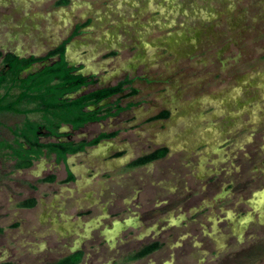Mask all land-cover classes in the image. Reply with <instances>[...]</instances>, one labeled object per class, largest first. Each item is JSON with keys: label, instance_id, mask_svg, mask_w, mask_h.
I'll return each mask as SVG.
<instances>
[{"label": "rangeland", "instance_id": "rangeland-1", "mask_svg": "<svg viewBox=\"0 0 264 264\" xmlns=\"http://www.w3.org/2000/svg\"><path fill=\"white\" fill-rule=\"evenodd\" d=\"M60 1L0 0V49L44 54L87 23L69 60L105 84L150 82H135L136 105L115 126L82 132L116 137L0 177V264H57L74 251L79 264H123L153 237L160 251L132 264H186L185 254L198 264L221 250L220 211L244 221L257 195L264 223V0Z\"/></svg>", "mask_w": 264, "mask_h": 264}, {"label": "flooded vegetation", "instance_id": "flooded-vegetation-1", "mask_svg": "<svg viewBox=\"0 0 264 264\" xmlns=\"http://www.w3.org/2000/svg\"><path fill=\"white\" fill-rule=\"evenodd\" d=\"M79 25L76 24L71 33L66 37V39L62 40L60 43L55 45L52 49L46 51L44 54H36V53H28L26 51H22L20 49H0V81H2V85L0 87V103L5 102L9 99V101H15L16 97L20 94H49L47 93V85L44 84L46 81V76L34 75L36 72L42 71L47 66H52L55 62H59V58L57 56L45 58L47 54L55 50L61 44H63L74 32L75 27ZM78 36V35H77ZM75 36V37H77ZM74 37V38H75ZM72 38L69 42H67L64 46V61L67 64L66 68L70 70L71 77L66 79L63 86H58V89L55 94H66V98L74 99L79 97L82 94H91L97 90L112 88L118 86L119 83L129 81L128 84H123L121 90H119L116 95L108 98L107 100L101 102L102 110H106L108 107H116L117 105L115 102L118 103L119 106L125 107L128 103H133L132 107L129 109L120 111L119 113L115 114V110H111V113L114 115H109L104 120H100L97 122L88 123L82 128L75 129L69 124H60L56 126L53 123H47L45 117L42 114H23V113H16V112H8V111H0V177H7L8 175H13L17 173H23L26 170L30 169L34 163L39 161H50L54 162V164H58L60 162L67 163L69 159H74L84 155L88 148L94 147L98 145L101 141L109 140L117 136V132H106L101 131L100 133L96 134L89 140L84 139L85 135L82 133L86 127L92 125H99L100 128L104 125L105 121L110 122V126H115L117 123H113L117 121V118L125 112L130 111L136 104L129 100L130 97H133L137 94H141L139 90L135 88V82L138 83H149L150 79L145 77H132L131 75L124 76L120 78L114 84L108 83L105 84L103 80L98 78L97 72L88 71L85 64L80 63L78 61H71L68 59V46L74 39ZM8 55H12L14 58L26 61L30 59H35L33 62H30L28 66L20 71L17 76H13L9 74L10 67L9 64L5 62V58ZM137 70L136 67L133 68ZM39 82L36 85L39 91H31V81L28 80L30 77ZM78 76H82L87 79L89 82L88 85L82 86L78 88L79 80ZM73 77V78H72ZM18 79L19 81H25L24 85L22 82H13L12 80ZM12 81V83L10 82ZM56 82L52 84L59 83L57 79ZM78 89H74V88ZM74 89V90H72ZM126 94H133L130 97H126ZM26 107V103L23 104ZM27 108H31V106H27ZM95 110V108L93 109ZM31 123H34L36 126L34 134L31 132ZM25 133L28 140H23L18 137V133L20 132ZM116 133L115 136L108 139H102L94 146L86 147L83 151L79 152H64V149H74L78 147V144L82 141L89 142L95 138H97L100 134H112ZM32 141H36L38 145L48 146V145H55L57 149L55 152L49 153L46 148H41V155L37 156V148H34V152H31V148L29 143ZM23 151H22V150ZM159 150H165L166 148H158L153 150L149 153L144 155H149L155 153ZM17 152H19L17 154ZM23 152V153H22ZM63 153V160L58 162V154ZM166 155V152H165ZM164 155V156H165ZM143 156V155H141ZM138 156L137 158L141 157ZM135 158L134 160H136ZM163 158V157H162ZM160 158V159H162ZM157 159L155 161H158ZM133 160V161H134ZM132 161V162H133ZM153 161V162H155ZM21 162H31L30 167H17V165ZM131 162V163H132ZM151 162V163H153ZM130 163V164H131ZM149 163V164H151ZM146 164V165H149ZM143 165V166H146ZM139 166V167H143ZM134 167V168H139ZM70 172V171H67ZM71 173V172H70ZM72 174V173H71ZM259 196L255 195L252 201V213H250V217L244 221L235 220L233 214H223L220 211L221 216L213 215L214 221L217 224H221L218 226V231L221 237H219V242L221 244V250H216L212 257H207V253L204 254V258L198 262V264H212L217 261V264H264V223L256 221L254 219L255 213L258 211L259 204L256 203L257 198ZM263 205V204H262ZM221 210V209H220ZM225 215V218H224ZM249 231V232H248ZM263 233V234H262ZM157 236V235H156ZM139 241L142 240L139 239ZM211 244L216 242V240L211 239ZM145 247H152L154 248L150 253L143 255L141 257L131 259L134 255L138 254ZM161 249L160 241L156 238H152L151 240L147 241L146 243L143 242L137 249H134L130 252L126 253H117L121 258L123 264H132L135 262H140L146 260L148 257L157 254ZM75 253H81V251H74L70 255ZM96 254V253H95ZM68 255V256H70ZM67 257V256H66ZM187 263L192 262L194 257L191 255H186ZM65 258V257H63ZM210 258L209 261L206 259ZM81 262V261H80ZM79 264V263H78Z\"/></svg>", "mask_w": 264, "mask_h": 264}, {"label": "trees", "instance_id": "trees-1", "mask_svg": "<svg viewBox=\"0 0 264 264\" xmlns=\"http://www.w3.org/2000/svg\"><path fill=\"white\" fill-rule=\"evenodd\" d=\"M66 1H60L58 4H65ZM87 26V23L79 24L75 27L74 32L71 34V36L59 47H57L55 50L50 51L45 58H50L57 56L59 58V62H55L52 66H47L40 72H36L34 75H44L46 76V81L44 84L47 85V93L49 94H20L16 97L15 101H9L6 100L5 102L0 103V111H8V112H16V113H31V114H42L45 117V120L47 123H55L56 126H59L60 124H69L73 128L78 129L82 128L88 123L97 122L100 120H104L109 115H114V113H111V110H115V114L119 113L120 111L129 109L132 107L133 103H128L125 107H121L118 105L117 102L115 104L116 107H108L106 110H102L101 102L107 100L108 98H111L112 96L116 95L119 90H121V87L123 84H128L129 81L119 83L118 86L107 88V89H101L97 90L91 94H82L77 98L70 99L66 98V94H55L58 86H63L66 79L70 78V70L66 68V63L64 61V46L67 42H69L72 38L79 35L81 33V30ZM35 59L30 60H20L17 58H14L12 55H8L5 58V62L9 64L10 72L9 74L13 76H17L18 73L22 70H24L30 62H33ZM30 78L28 80L31 81V91H39V88L37 89L36 85L39 84L38 81L34 80L32 76H29ZM73 78V77H72ZM79 80L78 88L82 86H86L89 84L86 78L82 76L77 77ZM57 79L59 83L52 84ZM27 80V79H26ZM19 81L18 79L12 80L13 82H22L24 85L25 81ZM12 81H10L12 83ZM2 81H0V87L2 85ZM77 87L74 89H78ZM72 89V90H74ZM133 94H126V97H130ZM26 103V107L23 106V104ZM31 106V108H27V106ZM95 108V110H93ZM31 127V132L34 134L36 126L34 123H31L29 128ZM116 133L112 134H100L97 138L86 142L82 141L78 144L77 148L74 149H64V152H76V151H83L86 147L94 146L102 139H108L115 136ZM18 137L21 139L28 140L25 133L22 131L18 133ZM31 152H34V148H37V156L41 155V148H46L49 153L55 152L57 149V146L55 145H38L36 141H32L29 143ZM22 150V149H21ZM23 151V150H22ZM165 150H159L155 153L149 154V155H143L136 160H134L130 164V168L143 166L146 164H149L157 159H160L164 157ZM19 152H17L18 154ZM23 153V152H22ZM63 153L58 154V162L63 160ZM31 162H21L17 165V167H30ZM53 177H50L48 179H43L42 182H51L53 181ZM74 179L73 175L70 172H67V177L64 180V182H69ZM35 205V201L33 199L27 200L25 202L20 203L18 206L20 208H31ZM154 248L152 247H145L141 251H139L138 254L134 255L131 259H135L138 257H141L143 255H146L150 253ZM82 258L81 253H75L73 255L67 256L65 258H62L58 260L57 264H78L80 263Z\"/></svg>", "mask_w": 264, "mask_h": 264}]
</instances>
